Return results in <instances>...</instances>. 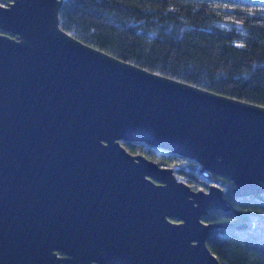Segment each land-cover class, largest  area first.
<instances>
[{
  "label": "water",
  "instance_id": "water-1",
  "mask_svg": "<svg viewBox=\"0 0 264 264\" xmlns=\"http://www.w3.org/2000/svg\"><path fill=\"white\" fill-rule=\"evenodd\" d=\"M62 0L0 1V264H221L192 187L122 140L196 161L263 199L264 104L156 72L73 36Z\"/></svg>",
  "mask_w": 264,
  "mask_h": 264
},
{
  "label": "trees",
  "instance_id": "trees-1",
  "mask_svg": "<svg viewBox=\"0 0 264 264\" xmlns=\"http://www.w3.org/2000/svg\"><path fill=\"white\" fill-rule=\"evenodd\" d=\"M57 15L67 32L119 58L264 104V0H62ZM122 143L171 165L192 187L217 182L228 208L211 207L202 218L252 224L210 228L207 247L222 264H264V198L233 195L228 177L206 178L196 161L168 149Z\"/></svg>",
  "mask_w": 264,
  "mask_h": 264
},
{
  "label": "rangeland",
  "instance_id": "rangeland-1",
  "mask_svg": "<svg viewBox=\"0 0 264 264\" xmlns=\"http://www.w3.org/2000/svg\"><path fill=\"white\" fill-rule=\"evenodd\" d=\"M198 187V186H197ZM201 187H206V186H201Z\"/></svg>",
  "mask_w": 264,
  "mask_h": 264
},
{
  "label": "bare ground",
  "instance_id": "bare-ground-1",
  "mask_svg": "<svg viewBox=\"0 0 264 264\" xmlns=\"http://www.w3.org/2000/svg\"><path fill=\"white\" fill-rule=\"evenodd\" d=\"M220 262V261H219ZM221 263V262H220ZM222 264V263H221Z\"/></svg>",
  "mask_w": 264,
  "mask_h": 264
}]
</instances>
